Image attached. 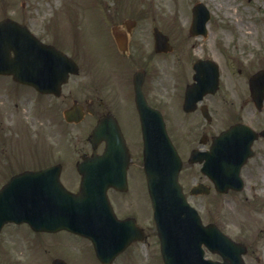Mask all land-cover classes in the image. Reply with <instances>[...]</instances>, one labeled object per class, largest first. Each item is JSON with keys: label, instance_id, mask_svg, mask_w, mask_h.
<instances>
[{"label": "rangeland", "instance_id": "obj_1", "mask_svg": "<svg viewBox=\"0 0 264 264\" xmlns=\"http://www.w3.org/2000/svg\"><path fill=\"white\" fill-rule=\"evenodd\" d=\"M197 1L204 2L210 11L205 37L188 34L191 7ZM5 16L27 24L37 36L66 51L84 68H87L86 61L91 60L94 63L92 69L102 72L105 57V73L112 66L116 53L109 34L113 24L135 20L131 35L139 42L141 53L152 52L151 30L156 25L169 35L174 49L168 56H155L156 63L147 82L152 88L153 102L162 103L165 96L171 102V107L165 102L163 105L175 131L179 128L183 137V129H192L194 124L203 121L198 111L178 112L180 99L172 89L178 91L181 77L190 75L188 55L208 53L222 63L223 54L228 63L243 68L237 72L234 66H223L221 89L227 95L229 92L231 97L226 98L228 102L220 98L213 124L220 128L242 115V120L255 127L264 125V108L258 112L252 103L243 102V93L235 83L241 80L246 86V75L264 68V0H0V18ZM242 23L248 27L240 25ZM132 65L133 61H127L124 71L109 69L110 80L121 88L122 93L127 79L125 74L127 76L130 70L127 67ZM245 65L250 66L246 73ZM89 78L92 81L101 79L95 74ZM76 79L77 76H71L63 85L61 96L54 97L39 94L28 86L16 85L10 78L0 75V185L14 172L58 161L62 164V181L71 189L77 188L79 174L75 162L82 154L90 152L87 136L93 119L87 116L76 124L63 119L62 110L75 96ZM232 108L234 114L229 111ZM5 111L12 116L7 118ZM124 114L123 131L135 161L128 170L129 191L112 194L111 200L118 215L133 214L144 229L152 232L154 223L144 189L138 120L129 112ZM199 133L200 129L194 135ZM181 136L177 134L180 140ZM254 147L257 151L244 166L243 174L247 180L240 191L216 194L211 187L208 194L192 195L189 188L194 182H184L183 174L181 176L187 199L199 210L202 220L218 224L233 238L248 244L244 255L247 264H253L251 260L260 253L264 234V140L256 141ZM40 237L25 223L5 224L0 233V264H49L55 256L65 259L68 264H100L85 240L66 231L58 233L60 240L54 245L49 242L41 245ZM206 255L219 258L210 252ZM114 264H163L156 236L131 245L118 255Z\"/></svg>", "mask_w": 264, "mask_h": 264}, {"label": "water", "instance_id": "obj_2", "mask_svg": "<svg viewBox=\"0 0 264 264\" xmlns=\"http://www.w3.org/2000/svg\"><path fill=\"white\" fill-rule=\"evenodd\" d=\"M200 5L197 3L193 8L192 24L196 28L191 30L196 32H204L206 20L200 13ZM154 34L156 50L165 49L167 37L157 29ZM75 70L73 60L53 45L40 41L26 25L9 17L0 19L1 74H11L13 79L31 84L40 92L59 94L61 83ZM263 72L250 79L257 106L264 97ZM141 81V73L136 71L134 86L141 119L143 167L164 263L244 264L242 245L233 242L214 224L204 226L196 211L186 203L177 182L179 156L161 116L146 104ZM65 115L67 120L80 117L70 110ZM100 140L106 141L103 153L77 163L81 174L77 193L60 183L59 164L12 175L0 188V227L6 221H27L34 229H70L90 237L97 256L102 261H111L137 236L138 228L131 219L116 218L107 198L108 187H125L128 161L123 137L112 119L103 117L93 128L90 135L93 147ZM202 243L217 251L223 261L203 259ZM53 264L64 263L56 259Z\"/></svg>", "mask_w": 264, "mask_h": 264}, {"label": "flooded vegetation", "instance_id": "obj_3", "mask_svg": "<svg viewBox=\"0 0 264 264\" xmlns=\"http://www.w3.org/2000/svg\"><path fill=\"white\" fill-rule=\"evenodd\" d=\"M119 25L124 26V27H116L115 24L112 25V27H116L117 31V37L115 38L113 35L112 37V42L115 50V55H114V60L112 66L109 68L111 69L112 67L116 71H120V69H125V62H134V65L132 67H127L130 69L128 71L127 79L128 80V87L126 85L124 86V92H121V88L115 86L113 82L110 80V71L108 69V72L105 73V57H104V70H102L101 74V79L100 81H92L90 80L91 74L87 71L86 73L83 72L82 75L86 77V79L82 80H76L75 82V93H76V100L81 99L83 103L82 105V111L84 113V117L88 116L93 119V123L95 124L101 117L104 115H112L116 121L118 122L119 126L122 129L123 132V118L125 117V112H129V114H133L136 116L137 110L135 106V101H134V91L132 87V77L130 76L132 72L136 69H143L144 71V79L142 83V91L147 99V101L154 105L153 101L151 100V93H152V88L149 85L148 80V74L151 72V69L154 67L156 60L155 56L156 55H161V56H168L171 54V52L174 49V46L172 45L170 38L168 37V42L171 45V50L166 51V52H156L154 51V37L152 36V52L149 53H141V46L139 42L135 41L136 37L131 35L133 26L135 25V20L128 22L127 20H121ZM132 25V27H131ZM111 31V30H110ZM169 36V35H168ZM150 42L147 43V49L150 51L151 49ZM221 57L223 58V63L221 60L217 59L213 54H200L199 57L201 59H214L215 61L219 60L218 66H219V72L221 73L222 69L224 68L223 66L227 67H232L234 66V63L231 64V62L228 63L226 57H224L223 54H221ZM213 66L209 63H203L199 69L201 72H210ZM236 71L239 72L243 68L242 67H237ZM246 69L245 73L247 70L250 69L249 65H245L244 67ZM113 72V71H112ZM192 70L190 71V75L186 76L185 78L181 77V82L182 83L178 91L176 89H172L173 93L175 96L182 101L183 95H184V89L187 84H190L193 81V76H192ZM244 73V75H245ZM79 74V73H78ZM77 74V75H78ZM243 78V77H242ZM83 81V82H82ZM130 83V85H129ZM237 84V87L240 89V91L243 93L242 98L244 99L243 102L246 104L252 103L251 97L249 94V91H247L246 86H243L241 83V80L238 82H235ZM207 85V84H206ZM221 80H220V75H219V81L217 85V89L215 91H206L203 93L201 96L200 100L197 102V108L192 111H198L200 116L202 117L203 121L194 124L192 126V129H183V137L181 136L182 133L180 132L179 128L174 129V126L172 127L173 131H175L176 137L177 134L181 136V139H178L179 141V150L181 151V154L186 156V154L191 155L194 151H205L209 148L210 142L213 139V137L217 134H219L223 129L226 127L230 126L231 124H234L236 122H245L242 120V115H239L238 117L232 119L231 121L227 122L226 124H223L220 128H218L217 125L213 124V118H215V109H216V104L219 103L220 98H222L224 101L228 100L226 99L228 96L231 97V95L228 92V95L226 92H223L221 89ZM222 91L220 94L219 92ZM232 92V90H229ZM234 97V96H233ZM75 99V98H74ZM164 102L168 104L171 107V102L169 99L165 96V101L163 100L162 103H155L158 105V107H164ZM155 106V105H154ZM241 107V105H240ZM206 111L209 113V118H205L202 114V111ZM229 111H235V109H231ZM192 112H185V113H192ZM238 112V111H237ZM164 114V111H162ZM234 114V113H233ZM247 123V122H245ZM198 129H200V133L198 136H195L194 134L198 133ZM187 130V131H186ZM190 130V131H189ZM258 140H264V137L259 136L255 141ZM181 141V142H180ZM255 141L253 142V146L255 144ZM255 149V147H254ZM257 151V150H256ZM186 157V159L188 158ZM132 163V158L130 160ZM247 165V161L245 164L242 165L241 170L244 172V166ZM188 170L187 172H183V179L185 182H210L208 177L204 175L201 172V163H188L183 165V170ZM112 193H115V195L121 194V191H118L116 189H110ZM130 214V213H128ZM40 237V243H51V244H56L60 239L58 238V233L57 232H42ZM49 234V235H48ZM71 235L75 237H79L82 240L87 241L86 245L89 247L90 242L82 236L76 235L74 233H70ZM153 235V233L148 230L144 232V240L147 239L149 236ZM257 236V234H256ZM253 240V245H255V248L257 249L256 245V240L254 239V236L251 238ZM259 241V239H257ZM261 247L260 251L262 255V258L259 257V255H255L256 257L251 260V263L253 264H264V234L261 239ZM133 242L132 244H134ZM248 245V244H247ZM259 249V248H258Z\"/></svg>", "mask_w": 264, "mask_h": 264}, {"label": "bare ground", "instance_id": "obj_4", "mask_svg": "<svg viewBox=\"0 0 264 264\" xmlns=\"http://www.w3.org/2000/svg\"><path fill=\"white\" fill-rule=\"evenodd\" d=\"M240 25H242V26L244 25L243 27H246V28L248 27L246 23H242V24H240ZM240 28H242V27H240ZM1 98H2V96H0V99H1ZM4 113L6 114V117H7V118H9V117L12 116V113H8L7 111H5Z\"/></svg>", "mask_w": 264, "mask_h": 264}]
</instances>
